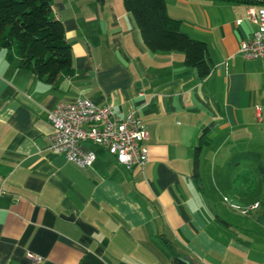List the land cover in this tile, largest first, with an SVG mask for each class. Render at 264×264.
Returning a JSON list of instances; mask_svg holds the SVG:
<instances>
[{
	"label": "crops",
	"instance_id": "obj_1",
	"mask_svg": "<svg viewBox=\"0 0 264 264\" xmlns=\"http://www.w3.org/2000/svg\"><path fill=\"white\" fill-rule=\"evenodd\" d=\"M165 3L205 43V79L183 54L147 50L122 0H52L69 78L43 82L0 50V264H264V191L250 197L258 175L264 189V62L239 53L256 31L246 12L259 7ZM85 98L120 119L135 111L144 166L83 143L95 160L81 169L47 149L49 113Z\"/></svg>",
	"mask_w": 264,
	"mask_h": 264
},
{
	"label": "trees",
	"instance_id": "obj_2",
	"mask_svg": "<svg viewBox=\"0 0 264 264\" xmlns=\"http://www.w3.org/2000/svg\"><path fill=\"white\" fill-rule=\"evenodd\" d=\"M218 1L264 7V0ZM122 5L147 50L179 52L185 66L195 69L200 80L210 74L212 66L205 43L192 39L182 29L181 21L167 15L165 0H122ZM51 6L52 0H0V50L4 51L6 62L46 83L74 73L71 46ZM198 150L195 148L194 152L195 180Z\"/></svg>",
	"mask_w": 264,
	"mask_h": 264
},
{
	"label": "built area",
	"instance_id": "obj_3",
	"mask_svg": "<svg viewBox=\"0 0 264 264\" xmlns=\"http://www.w3.org/2000/svg\"><path fill=\"white\" fill-rule=\"evenodd\" d=\"M246 21L254 24L256 31L240 43L239 53L244 60L264 62V7L248 9ZM256 110L259 112L258 108ZM49 122L52 133L48 136L47 149L64 155L81 169L91 167L95 160L94 153L81 146L83 143L105 149L127 169L142 167L148 162L147 130L134 110L120 119L114 115L110 104L97 106L86 98L61 101L49 113ZM258 206L255 203L242 209L230 204L242 214ZM34 260L36 264L41 262L40 258Z\"/></svg>",
	"mask_w": 264,
	"mask_h": 264
},
{
	"label": "rangeland",
	"instance_id": "obj_4",
	"mask_svg": "<svg viewBox=\"0 0 264 264\" xmlns=\"http://www.w3.org/2000/svg\"><path fill=\"white\" fill-rule=\"evenodd\" d=\"M257 176V175H256ZM258 180H257V189L256 190H254L253 192H252V196H250V197H254V196H256L257 195V192L258 191H260V190H263L264 191V189H262V185L260 184V180H259V175H258V178H257ZM249 199H251V198H249ZM229 200V199H228ZM227 199L225 200V201H228ZM230 201V200H229Z\"/></svg>",
	"mask_w": 264,
	"mask_h": 264
}]
</instances>
